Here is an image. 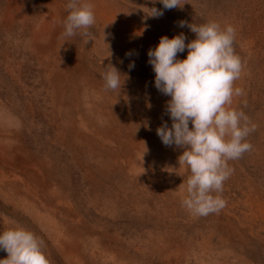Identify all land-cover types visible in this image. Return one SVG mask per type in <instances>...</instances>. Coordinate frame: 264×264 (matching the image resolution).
<instances>
[{"label": "rangeland", "instance_id": "1", "mask_svg": "<svg viewBox=\"0 0 264 264\" xmlns=\"http://www.w3.org/2000/svg\"><path fill=\"white\" fill-rule=\"evenodd\" d=\"M67 2L0 0V233L33 232L50 264H264V0H89L87 44L62 35ZM180 21L234 27L245 94L232 107L256 125L252 150L228 162L226 206L208 216L182 206L183 149L156 133L171 127V98L148 50L165 35L195 39ZM109 63L121 89L105 90Z\"/></svg>", "mask_w": 264, "mask_h": 264}, {"label": "clouds", "instance_id": "2", "mask_svg": "<svg viewBox=\"0 0 264 264\" xmlns=\"http://www.w3.org/2000/svg\"><path fill=\"white\" fill-rule=\"evenodd\" d=\"M159 2L168 10L183 7L180 0ZM65 9L68 14L62 35H79L84 44L93 40L94 5L89 0H68ZM146 14L158 18L163 11L152 7ZM179 26H187L195 33V39L186 44L183 33L171 39L165 35L154 49L148 50L155 87L171 98L166 104L171 127L163 122L156 133L165 146L183 149L178 162L187 166L190 175L182 206L197 216H208L218 214L226 206L222 198L224 182L234 171L228 162L252 150L246 138L256 125L242 110L232 107L233 97L245 94L242 88L234 86L243 70L234 47V27L222 28L215 21L200 25L180 21ZM186 48V58L177 59ZM121 76L111 63L103 67L105 90L121 89ZM43 243L23 227L7 228L0 233V249L7 252L0 264H50Z\"/></svg>", "mask_w": 264, "mask_h": 264}]
</instances>
